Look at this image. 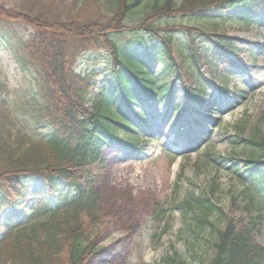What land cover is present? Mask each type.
Masks as SVG:
<instances>
[{"label": "trees", "instance_id": "1", "mask_svg": "<svg viewBox=\"0 0 264 264\" xmlns=\"http://www.w3.org/2000/svg\"><path fill=\"white\" fill-rule=\"evenodd\" d=\"M78 1L0 0V24L10 26H0V43L24 78L33 71L31 77L42 90L29 101L11 103L2 97L0 83V211L17 207L27 185L40 181L29 212H16L0 223V264H86L95 255L87 231L100 221L95 165H102L103 150L113 143L138 145L137 128L118 103L129 107L170 90L155 76L157 62H162L165 75L172 72L193 90L191 81L200 83V70L217 69L236 49L230 38L212 39L210 31L177 18L227 11L248 17L264 9V0H81L94 3V12L87 13ZM16 26H22L23 33L11 35ZM175 41L182 63L174 60ZM101 52L111 57L110 83L98 84L95 69H77L81 58L95 59ZM188 97L199 101L202 92ZM216 114L213 101L201 102L193 122L209 124ZM136 116L147 121L142 111ZM16 121L29 123L26 130L42 129L24 133L29 141L24 148L22 138L15 144L10 140ZM260 141L264 144V138ZM233 166L234 176L250 188L244 210L264 204V152L249 154ZM173 207L197 230L212 226L211 215L223 218L211 242L212 254L199 258L200 264H264V247L254 238L255 223L227 216L210 194L184 193ZM169 214L162 202L152 205L150 222L158 234L166 232ZM177 263L175 254L163 260Z\"/></svg>", "mask_w": 264, "mask_h": 264}, {"label": "rangeland", "instance_id": "2", "mask_svg": "<svg viewBox=\"0 0 264 264\" xmlns=\"http://www.w3.org/2000/svg\"><path fill=\"white\" fill-rule=\"evenodd\" d=\"M4 1L15 3V0ZM78 3L87 13L94 12V3L85 5L81 0ZM176 21L212 34L221 32L237 46L234 65L218 69L212 81H209L208 73L211 69H202L205 75L200 77V83L195 79L191 81L193 92L202 91L204 101L213 100L218 106V114L212 117L219 124L202 127L191 123L195 116L193 106H198L191 104L186 97L187 90L172 79V72L158 78L162 83L170 84L168 92L144 101L140 107L132 105L120 109L121 113L132 117L134 112L143 110L151 126H140V134L143 135L136 148L130 149L123 143L115 144L105 150L102 166L95 165L94 188L98 193L96 206L100 211V221L87 231V236L94 242L90 252L95 255L86 264H163L170 254H175L180 264H200L199 258L212 254L211 242L216 229L223 226V218L216 214L209 216L212 226L201 230L187 226L181 220L180 210L173 207L184 193L191 196L210 194L216 206L227 216H243L246 222H254V238L264 247V204L256 203L245 211L250 188L232 173L233 163L249 154L258 156L264 152V144L260 141L264 138V86H259L264 84V80L261 84H252L251 80L255 75L264 76V14L256 22L247 24L241 23L231 13H211L199 18L178 17ZM161 28H165L163 24ZM10 31L11 35H17L23 33V27L16 26ZM181 43L184 44V41ZM179 48V43L175 41L174 60L182 63ZM110 58L105 52L95 59L83 57L77 69H95L98 84L102 81L110 83ZM145 61L150 63L148 57ZM160 66L161 63H156L155 72L162 71ZM258 69L262 72L259 73ZM31 73L33 71L29 70L27 78H24L19 64L0 43L2 97L15 103L29 101L33 95L41 94L38 81L31 77ZM218 84L224 89H219ZM28 125L27 122L20 125L18 121L14 127L11 125L9 136L13 144L22 138L24 148L29 143L24 133L42 131L40 126L26 130ZM196 127L205 135L198 137L199 142L193 140ZM33 146L36 147L35 144ZM31 187L17 199L20 207H8L0 214V221L9 212L20 208L29 211L33 201L31 190L37 189L38 183L34 182ZM154 202H162L170 212L164 234L154 231L150 222Z\"/></svg>", "mask_w": 264, "mask_h": 264}, {"label": "bare ground", "instance_id": "3", "mask_svg": "<svg viewBox=\"0 0 264 264\" xmlns=\"http://www.w3.org/2000/svg\"><path fill=\"white\" fill-rule=\"evenodd\" d=\"M259 71V73H261L262 71H260V69H258ZM251 79V78H250ZM252 81H253V83L252 84H261L262 82H263V80H264V76H262L261 78L258 76V75H255V76H252V79H251ZM262 85H264V84H262Z\"/></svg>", "mask_w": 264, "mask_h": 264}]
</instances>
